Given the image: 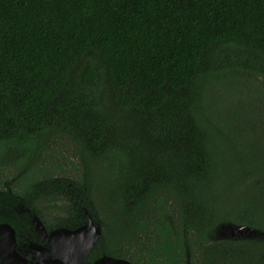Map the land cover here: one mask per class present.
Here are the masks:
<instances>
[{
	"label": "trees",
	"instance_id": "16d2710c",
	"mask_svg": "<svg viewBox=\"0 0 264 264\" xmlns=\"http://www.w3.org/2000/svg\"><path fill=\"white\" fill-rule=\"evenodd\" d=\"M2 182L109 257L264 264L214 239L264 233V0H0Z\"/></svg>",
	"mask_w": 264,
	"mask_h": 264
},
{
	"label": "flooded vegetation",
	"instance_id": "af4514ba",
	"mask_svg": "<svg viewBox=\"0 0 264 264\" xmlns=\"http://www.w3.org/2000/svg\"><path fill=\"white\" fill-rule=\"evenodd\" d=\"M8 186L11 184H0L4 188L0 190V264H110L106 258L126 260L104 257L100 231L88 250L94 230L88 225L91 218L86 213L79 223L66 209L42 212L39 206L34 211L15 200Z\"/></svg>",
	"mask_w": 264,
	"mask_h": 264
},
{
	"label": "water",
	"instance_id": "95a60500",
	"mask_svg": "<svg viewBox=\"0 0 264 264\" xmlns=\"http://www.w3.org/2000/svg\"><path fill=\"white\" fill-rule=\"evenodd\" d=\"M88 225L94 230V237L92 243L90 244L89 248L96 242L97 238L99 237L100 228L94 226L91 222V219H88ZM254 239V238H264V233L251 229L246 226H236L232 224H220L215 228L214 231V239ZM88 252V251H87ZM85 256V254H83ZM83 256V257H84ZM109 257V256H104ZM110 261V264H130L126 260H118V259H111L106 258Z\"/></svg>",
	"mask_w": 264,
	"mask_h": 264
},
{
	"label": "bare ground",
	"instance_id": "6f19581e",
	"mask_svg": "<svg viewBox=\"0 0 264 264\" xmlns=\"http://www.w3.org/2000/svg\"><path fill=\"white\" fill-rule=\"evenodd\" d=\"M87 250V249H86Z\"/></svg>",
	"mask_w": 264,
	"mask_h": 264
}]
</instances>
